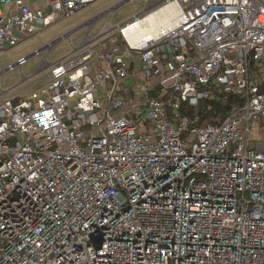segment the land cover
Instances as JSON below:
<instances>
[{
  "label": "built area",
  "instance_id": "2783aa9c",
  "mask_svg": "<svg viewBox=\"0 0 264 264\" xmlns=\"http://www.w3.org/2000/svg\"><path fill=\"white\" fill-rule=\"evenodd\" d=\"M96 1L0 0V50ZM93 43L0 100V264H264L263 0H155ZM216 93L243 104L183 114Z\"/></svg>",
  "mask_w": 264,
  "mask_h": 264
},
{
  "label": "rangeland",
  "instance_id": "374dc122",
  "mask_svg": "<svg viewBox=\"0 0 264 264\" xmlns=\"http://www.w3.org/2000/svg\"><path fill=\"white\" fill-rule=\"evenodd\" d=\"M123 1L124 0H98L91 6H86L80 9L74 15L60 18L55 23L40 30L39 34H35L29 38H26L15 46L1 49L0 73L8 69L9 66L16 64L21 58L31 56L37 50H40L59 39L62 35L67 34L73 29H76L81 24L89 21L95 16L102 14L107 9L113 7L114 5L116 6ZM144 7L145 4L141 1L125 3L115 13L112 23L117 25L143 10ZM108 18L109 15H104L99 18L89 33L87 32V27H83L82 29H79L78 31L71 34L69 40L65 38L60 40L50 52L43 50L40 53L30 57L23 67L16 66L13 69L4 72L0 80V100L5 96L23 95L31 90L36 91L44 87L50 74L49 69L46 70L43 67V71L40 74L27 81H25V77H30L38 72L45 60L48 63H53L56 60L70 54L72 48L77 46L87 33L88 39H93L98 36V30L104 25V23H106ZM106 41V38H103L93 43L92 46L96 47L98 43L102 42L100 49L101 51H104L107 48ZM138 77H144L141 71L139 72ZM21 80L24 81L22 85L13 90L7 91ZM106 96V88H101V91L96 94V97L98 98H105ZM250 140L252 142L260 143L262 146H264V120L262 122H256L252 127L250 132Z\"/></svg>",
  "mask_w": 264,
  "mask_h": 264
},
{
  "label": "crops",
  "instance_id": "0c3cea01",
  "mask_svg": "<svg viewBox=\"0 0 264 264\" xmlns=\"http://www.w3.org/2000/svg\"><path fill=\"white\" fill-rule=\"evenodd\" d=\"M125 1V0H124ZM123 1V2H124ZM138 1H141V2H144V4H145V7H144V9L143 10H141L140 12H138L137 14H135V15H133L132 17H134V16H136V15H138V14H140V13H143L145 10H149V9H151L153 6H154V4H155V0H138ZM138 1H134V2H138ZM151 1V2H150ZM30 2H31V4H32V6H40V5H44V3H45V0H30ZM122 3V2H121ZM112 8H114L115 9V5L113 6V7H111V8H109V9H107L105 12H103L102 14H100V15H98V16H95V17H93L92 19H90L89 21H87V22H85V23H83V24H81L80 26H78L76 29H73L72 31H70V32H68L67 34H64V35H62V36H64L65 37V39H68L69 40V38H70V36H71V34H73L74 32H76V31H78L79 29H82L83 27H87V32L89 33L90 32V30L93 28V26H94V24L98 21V19L99 18H101L102 16H104V15H109V18H108V20L106 21V23H104V25L98 30V36H96L95 38H93V39H88V36H87V34H86V36L80 41V43L84 40V39H88L90 42H97V41H99V40H101V39H103V38H106V46H107V48L106 49H108V48H110L111 47V45H112V40L113 39H115V26L117 27V26H119L120 24H122L123 22H125V21H123V22H121V23H119V24H117V25H115V24H113L112 23V19L114 18V16H115V11L113 12V13H109L108 11L110 10V9H112ZM118 11V10H117ZM116 11V12H117ZM132 17H130V18H132ZM129 18V19H130ZM128 20V19H127ZM91 21H93V23H92V25H91ZM111 24V26H112V29L110 30V31H105V26L107 25V24ZM110 28V27H109ZM40 33V32H39ZM38 33V34H39ZM58 40V39H57ZM54 42H56V41H54ZM58 43V42H57ZM80 43L77 45V46H79L80 45ZM102 45V42H100V43H98V45L96 46V47H94L93 46V48L96 50V51H99V52H101V49H100V46ZM77 46H75V47H77ZM46 47V46H45ZM44 47V48H45ZM43 49V48H42ZM45 50V49H44ZM38 51V50H37ZM105 51V50H104ZM47 61L45 60L44 61V63L42 64V66L40 67V71H42L43 70V67L45 68V63H46ZM139 67H140V64L139 63H136V65H133L132 66V73H133V80L135 79V80H138V79H136V78H138V74H139V72H140V70H139ZM29 77H25V79H28ZM104 88H106V90L108 91V88H107V86H105ZM103 88V89H104ZM257 147H259L261 150H264V146H262V144H260V143H258L257 144Z\"/></svg>",
  "mask_w": 264,
  "mask_h": 264
},
{
  "label": "trees",
  "instance_id": "16d2710c",
  "mask_svg": "<svg viewBox=\"0 0 264 264\" xmlns=\"http://www.w3.org/2000/svg\"><path fill=\"white\" fill-rule=\"evenodd\" d=\"M215 95L213 99L204 100L199 109L185 105L182 109L183 114L192 118L198 116L200 124L204 122L217 124L224 121L230 112L243 104V99L235 95L230 94L226 97L217 93Z\"/></svg>",
  "mask_w": 264,
  "mask_h": 264
},
{
  "label": "water",
  "instance_id": "95a60500",
  "mask_svg": "<svg viewBox=\"0 0 264 264\" xmlns=\"http://www.w3.org/2000/svg\"><path fill=\"white\" fill-rule=\"evenodd\" d=\"M64 38H65L64 36H61L58 40H56V42H59L60 40H62V39H64ZM43 50H44V48H43V49H40V50H38V51H36L35 53H33V54H32L31 56H29V57H32V56H34V55L40 53V52L43 51ZM16 64H17V63H16ZM16 64L9 66L8 69H6L5 71H8L11 67H12V68L16 67ZM42 71H43V70H42ZM42 71L39 70L38 72H36L34 75L30 76V77H29L28 79H26L25 81H27V80H29V79L35 77L36 75L40 74ZM23 83H24V81L21 80L19 83H17L15 86H13L11 89H9V90H7V91L13 90V89L19 87L20 85H22Z\"/></svg>",
  "mask_w": 264,
  "mask_h": 264
},
{
  "label": "bare ground",
  "instance_id": "6f19581e",
  "mask_svg": "<svg viewBox=\"0 0 264 264\" xmlns=\"http://www.w3.org/2000/svg\"><path fill=\"white\" fill-rule=\"evenodd\" d=\"M163 19H165V17L163 18ZM161 22H160V18H153L152 20L151 19H149L148 21H145V26H149V27H154V26H156V25H158V24H160ZM108 29H110L109 27H108ZM127 33V36L130 38H133L134 37V35H132V33L130 32V31H126Z\"/></svg>",
  "mask_w": 264,
  "mask_h": 264
}]
</instances>
